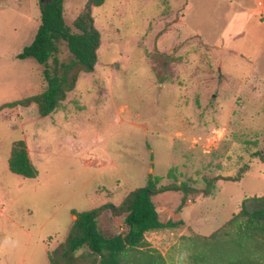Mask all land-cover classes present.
<instances>
[{
    "label": "rangeland",
    "instance_id": "1",
    "mask_svg": "<svg viewBox=\"0 0 264 264\" xmlns=\"http://www.w3.org/2000/svg\"><path fill=\"white\" fill-rule=\"evenodd\" d=\"M87 1L65 0L70 25ZM41 15V0H0V106L46 89L44 66L18 58ZM93 15L96 69L61 108L0 111V264H50L79 212L119 206L161 177L158 186L193 192L183 207L182 191L154 196L164 221L183 223L146 237L168 264H186L189 237L210 236L245 198L264 195V161L252 154L264 152V0H106ZM61 58H71L65 47ZM19 141L35 178L9 168ZM236 173L245 176L220 179ZM124 225L109 209L99 219L105 236ZM77 255L93 260L88 247Z\"/></svg>",
    "mask_w": 264,
    "mask_h": 264
},
{
    "label": "trees",
    "instance_id": "2",
    "mask_svg": "<svg viewBox=\"0 0 264 264\" xmlns=\"http://www.w3.org/2000/svg\"><path fill=\"white\" fill-rule=\"evenodd\" d=\"M105 2L88 0L80 15L70 25L65 18V0L41 1V23L36 36L18 58L33 57L44 66L46 89L34 96L3 104L0 111L7 107L36 104L40 115L45 117L61 108L68 93L76 88L80 75L93 73L96 69L102 33L96 26L93 12ZM63 47L71 55L69 61L61 58ZM252 154L264 161V152L256 151ZM9 168L13 173L26 178L38 176L25 141L14 144ZM244 176L236 173L222 175L220 179L239 182ZM161 179L163 177L135 189L119 206L107 203L79 212L66 241L49 251L50 264H82L77 254L84 247H88L93 258L91 264H168L146 234L177 227L183 221H164L153 197L167 191H182L180 206L183 207L193 188L186 182L175 186H158ZM209 186L213 187V184L209 182ZM108 209L114 217H125V233L105 236L101 232L99 219ZM189 238L195 240L196 250L186 264H264V195L245 198L240 211L222 229L210 236H198V240Z\"/></svg>",
    "mask_w": 264,
    "mask_h": 264
},
{
    "label": "crops",
    "instance_id": "3",
    "mask_svg": "<svg viewBox=\"0 0 264 264\" xmlns=\"http://www.w3.org/2000/svg\"><path fill=\"white\" fill-rule=\"evenodd\" d=\"M237 22H240V19H237ZM45 90V88L43 89V90H41L39 93H41V92H43ZM161 194V193H160ZM159 195V194H158ZM157 196V195H156ZM158 209V208H157ZM158 211H159V213L161 212L159 209H158ZM160 215H161V213H160ZM162 216V215H161ZM174 219V218H173ZM181 220V219H180ZM73 224H74V222H73ZM152 232V231H151ZM153 232H155V231H153ZM149 233V232H148ZM54 249V248H53ZM52 249V250H53ZM51 251V250H50ZM48 254H49V252H48ZM48 259H49V257H48ZM50 262V261H49Z\"/></svg>",
    "mask_w": 264,
    "mask_h": 264
},
{
    "label": "built area",
    "instance_id": "4",
    "mask_svg": "<svg viewBox=\"0 0 264 264\" xmlns=\"http://www.w3.org/2000/svg\"><path fill=\"white\" fill-rule=\"evenodd\" d=\"M123 232L124 233L126 232V226L125 225L123 226Z\"/></svg>",
    "mask_w": 264,
    "mask_h": 264
},
{
    "label": "water",
    "instance_id": "5",
    "mask_svg": "<svg viewBox=\"0 0 264 264\" xmlns=\"http://www.w3.org/2000/svg\"><path fill=\"white\" fill-rule=\"evenodd\" d=\"M42 2H49V1H51V0H41Z\"/></svg>",
    "mask_w": 264,
    "mask_h": 264
}]
</instances>
